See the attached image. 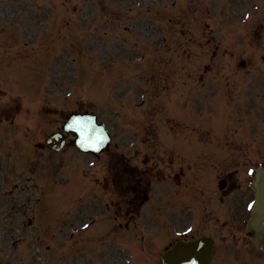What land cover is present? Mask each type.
I'll use <instances>...</instances> for the list:
<instances>
[{
    "label": "rangeland",
    "instance_id": "374dc122",
    "mask_svg": "<svg viewBox=\"0 0 264 264\" xmlns=\"http://www.w3.org/2000/svg\"><path fill=\"white\" fill-rule=\"evenodd\" d=\"M11 90L20 93V110H6L2 117L0 130L9 133L0 137L3 153L6 140L14 145L21 139L23 146L44 142L75 111L96 112L114 136L97 157L78 153L71 143L57 154L39 149L42 167L36 172L23 171L22 150L23 156L16 152L19 160L0 155L2 263L129 264L132 259L158 264L170 236L187 226V213L175 221L171 235L151 228L156 218L149 220L142 210L124 218L126 231L109 224L107 233L113 232L105 236L115 240L98 236L105 234L103 221L85 231L80 225L101 219L106 200L126 206L130 193L122 188L135 184L134 171H151L155 152L163 153L171 142L194 155L213 153L217 145L211 138H232L240 144L232 151L227 143L220 145L221 153L241 154L248 161L245 149L240 152L247 137L243 126L252 125L264 136V0H0V91ZM9 101L18 104L16 98ZM41 103L49 108L37 109ZM24 130L23 139L19 131ZM157 140L165 148L158 151ZM170 153L182 164L188 159L181 156L186 151ZM247 164L239 176L238 198H243ZM167 172L163 167L158 175L162 185H167ZM204 173L203 166L186 170L184 188L162 200L185 211L195 201L201 216L197 231L211 226L212 233L231 232L224 204L233 208L235 198L221 199L211 182L201 186ZM161 184L153 185L151 194L166 188ZM86 198L90 204L76 210ZM164 204L154 208L155 215L163 216ZM134 234L141 244L126 245ZM152 236L161 247L153 249ZM243 238L230 241L229 250L221 244L214 264L251 263L253 250Z\"/></svg>",
    "mask_w": 264,
    "mask_h": 264
},
{
    "label": "water",
    "instance_id": "95a60500",
    "mask_svg": "<svg viewBox=\"0 0 264 264\" xmlns=\"http://www.w3.org/2000/svg\"><path fill=\"white\" fill-rule=\"evenodd\" d=\"M78 117V116H75ZM80 118L83 119H91L92 122L95 124V118L93 116H81ZM73 119V117H72ZM71 119V120H72ZM69 121V123L71 122ZM97 127V125L95 124ZM99 128V127H97ZM67 132H72L73 134L77 135V138L74 140L76 144L77 141L79 140V134L76 133L74 130L69 129L66 125L64 128ZM100 129V128H99ZM63 141V137L61 136H56L52 135L50 139L48 140L49 144L58 149L61 147ZM105 145V144H104ZM103 145V147H104ZM101 147V149L103 148ZM86 151L90 152H96L93 151L92 149H83ZM212 253V248L209 244V242L205 239H200L194 243H189V244H182V243H177L172 250L167 252L163 258H161L160 262L162 264H208L209 259Z\"/></svg>",
    "mask_w": 264,
    "mask_h": 264
},
{
    "label": "snow or ice",
    "instance_id": "6c2138e0",
    "mask_svg": "<svg viewBox=\"0 0 264 264\" xmlns=\"http://www.w3.org/2000/svg\"><path fill=\"white\" fill-rule=\"evenodd\" d=\"M67 127L79 134L77 143L83 149H92L99 152L107 140L103 130L97 128L90 118L73 117ZM188 231L191 232L192 229L189 228Z\"/></svg>",
    "mask_w": 264,
    "mask_h": 264
}]
</instances>
